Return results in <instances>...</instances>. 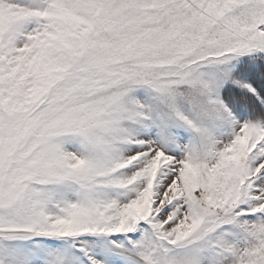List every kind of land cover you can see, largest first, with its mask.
Instances as JSON below:
<instances>
[{"label": "snow or ice", "instance_id": "6c2138e0", "mask_svg": "<svg viewBox=\"0 0 264 264\" xmlns=\"http://www.w3.org/2000/svg\"><path fill=\"white\" fill-rule=\"evenodd\" d=\"M0 264H264V0H0Z\"/></svg>", "mask_w": 264, "mask_h": 264}]
</instances>
